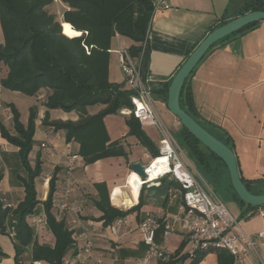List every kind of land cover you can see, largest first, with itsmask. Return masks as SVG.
Returning a JSON list of instances; mask_svg holds the SVG:
<instances>
[{"label": "crops", "instance_id": "obj_1", "mask_svg": "<svg viewBox=\"0 0 264 264\" xmlns=\"http://www.w3.org/2000/svg\"><path fill=\"white\" fill-rule=\"evenodd\" d=\"M167 1L170 7L156 11L151 20L150 70L151 79L155 82H167L174 77L190 53L225 12L228 10L229 16L235 15L243 5V0ZM67 8L68 6L61 0H54L48 10L63 21V13ZM3 40L0 23V43ZM135 44L133 39L120 34H116L111 41L109 80L121 85L123 89H127V86L120 64V52L128 50ZM188 84L195 109L202 121L222 130L231 138L241 176L248 181L264 180V21L253 29L229 37L214 46L197 64ZM2 93L3 87L0 89V95ZM37 100L39 101V97L34 104ZM1 102L7 104L3 99H0ZM152 103L157 116L175 139L174 135H178L182 128L180 120L171 113L164 100L152 98ZM101 108L102 106L98 105L93 111L87 110L88 113L95 114ZM41 109L44 114L48 111L51 120L68 118L66 114L58 112L61 110L47 109L44 104ZM125 114L127 113L109 114L104 117V124L110 141L119 140L128 156H110L88 165L84 164L81 156L76 155L78 144L66 142L62 132L43 125V117L39 123L42 137L35 141L33 150L42 155L43 174L36 179V182L41 179L40 200H45L49 191V179L56 174L57 191L54 196L53 212L59 219H66L69 227L74 231L76 241L75 248L65 257L67 263L133 264L147 252V246L141 240L138 229L139 222L149 214L162 219L165 212L177 210L179 198L170 200L169 196L164 203L165 195L151 190L147 192V203L139 212L129 213L125 217L126 222L119 226L117 233L112 232L111 225L104 226L103 222L97 219L101 212L94 204L98 196L95 184L106 183L110 195L121 191L118 196L121 207H124L121 209H130L138 203L143 183L142 178L135 173L131 165L135 162H150L153 159L137 137L128 134ZM77 118L78 114L75 113V116L69 119ZM0 122L5 124V120L0 119ZM6 126L8 127L7 124ZM142 127L159 148L163 137L160 129L151 125ZM175 141L178 144L176 139ZM42 144H45V147H42ZM0 145L7 147L3 150V158L0 161V174L3 176L0 182V196L6 195L12 203L17 204L25 195L18 177L24 175L18 148L12 147L1 134ZM180 149L183 158L200 177L201 174L189 159L187 150L184 147ZM73 155L77 157L72 159ZM70 163L73 165L72 176L68 174ZM46 164L49 165V171L44 172ZM205 181L217 197L224 203V200L229 203L230 208L228 206L227 208L237 218V228L254 244L251 253L245 257L244 264H264V241L260 236L264 231V215H262L264 206L250 210L231 192L216 189L209 180ZM152 186L157 184L149 187ZM111 203L115 205L112 201ZM151 203L159 207L157 211L145 210V207ZM41 217L45 219L43 210L39 216L29 217L28 221L33 225V219L40 221ZM45 224L42 226L37 224V239L40 243L53 245L55 238L47 225L48 231L52 233H50L52 240L51 242L46 240L49 236L44 230ZM163 232L164 228L161 226L157 232L158 242L171 251L175 252L181 243L186 241L182 251L185 255L182 262L190 263L192 260L186 258L189 252L186 232L179 225L175 226L173 233L167 238ZM88 242L91 243V250L86 252L85 247ZM0 250L4 253L0 255V264H22L25 257L29 258L30 263L32 262L30 251L24 253L19 263L16 262L12 238L11 243L0 238ZM5 255L13 258V262L5 263ZM159 261L154 259L149 264H159ZM199 264H219L217 254L208 253Z\"/></svg>", "mask_w": 264, "mask_h": 264}, {"label": "trees", "instance_id": "obj_2", "mask_svg": "<svg viewBox=\"0 0 264 264\" xmlns=\"http://www.w3.org/2000/svg\"><path fill=\"white\" fill-rule=\"evenodd\" d=\"M61 1L68 6L63 13V21L48 10L54 0H0V23L4 36V41L0 43V63L7 66V74L0 80V84L5 89L30 96L42 94L40 100L47 109L77 113L76 120H51L50 114L46 111L42 123L54 131L62 132L66 142L78 144L76 155L83 158L85 165L110 156L127 157L128 154L119 140L110 141L104 124L105 116L121 114L122 110H132L134 107L131 100L133 91L123 89L121 85L109 80L111 41L116 34H120L136 42L128 49L129 55L137 61L142 79L151 88L152 98L167 102L169 85L173 77L167 82H155L151 79V49L149 40H146L151 30L155 0ZM254 10L264 11V0H243L239 12L229 16L227 10L210 31L239 15ZM63 22L65 23L62 25ZM260 22H252L220 39L206 54L225 39L245 33ZM193 72L194 70L182 87L181 107L234 151L231 138L222 130L202 121L198 115L188 84ZM6 105L11 110L13 131L0 122V134L9 144L18 148L19 159L25 171V175L18 177L25 195L13 207H4L0 198V232L9 235L8 229H13L14 237L9 236L14 243L17 263L25 252L30 251L32 260L64 264L67 254L75 248L76 241L74 231L69 227L66 219H59L53 212L57 177L56 174L51 176L48 195L45 200H40L36 179L43 174L42 155L37 153L34 163L30 158L35 145L38 105L30 107L26 124L21 121L20 112L13 103ZM90 105H100L102 108L97 113L90 114L87 110ZM125 117L129 128L128 134L136 136L153 158L158 157L160 150L143 130L139 119L133 113L125 114ZM177 137L175 139L179 146L187 150L189 159L204 180H209L216 189L231 192L250 210L259 208L252 207L238 198L230 184L227 166L219 156L183 126ZM2 178L0 174V182ZM242 179L250 192L264 193V180L248 181L243 177ZM159 182V185L149 188L143 185L138 203L127 210L111 203L106 183H96L98 196L94 204L101 212L97 219L102 221L104 226H109L133 211L139 212L148 201L149 190L165 195L164 203L169 199L171 192L182 190L180 183L175 179L164 177ZM40 208L44 211L47 227L54 235L53 245L40 243L35 226L28 221V218L37 214ZM185 245L186 241L182 242L175 252L172 251V256L168 260H160L159 264H186L182 262L185 257L182 252ZM210 252L217 254L219 264L235 262L228 250L211 247L199 251L188 264H199ZM0 255H4L1 250Z\"/></svg>", "mask_w": 264, "mask_h": 264}, {"label": "built area", "instance_id": "obj_3", "mask_svg": "<svg viewBox=\"0 0 264 264\" xmlns=\"http://www.w3.org/2000/svg\"><path fill=\"white\" fill-rule=\"evenodd\" d=\"M169 7L167 0H155L154 13ZM149 37L150 33H148L146 40H149ZM120 64L125 76L127 89L133 91L131 100L134 105L132 110L124 109L121 113H133L142 126H156L163 135L160 140V155L151 161L154 162L159 158H166L168 169L158 174L153 181H148L147 178L144 179L140 176L143 180L142 186L146 185L149 187L150 183L159 185L161 178L168 177L177 180L182 188V190L171 192L169 195L170 200L181 198L176 211L165 212L162 219L156 215L149 214L139 222L138 229L141 240L147 246V252L143 257L136 259L133 264H149L154 259L168 260L172 256V251L159 244L157 232L163 226V235L167 238L173 233L177 225L188 235L189 252L186 258H189V260H193L199 251L218 247L228 250L233 255L234 264H244L245 257L253 249V242L244 232L237 228L238 220L232 215L223 200L213 193L206 181L195 174L190 164L183 158L181 149L174 137L157 116L152 103L151 88L142 79L138 63L129 55L128 50L120 52ZM0 108H2L1 103ZM41 146L45 147V144ZM3 150L0 147V161L3 158ZM76 157V155H73L72 159ZM150 162L145 165L146 172L152 164ZM68 174L69 176L73 175L72 163L68 166ZM69 192L68 190L67 193ZM0 198L4 207L15 206L6 195H1ZM110 200L121 208V205L116 204L113 194L110 195ZM262 215H264L263 212ZM124 222H126L125 217L117 219L110 226L112 232L117 233L119 226ZM7 232L11 237H14L13 229H8ZM260 236L264 241V231L260 233ZM90 250L91 243L88 242L85 251L89 252ZM31 264L49 263L42 260H32ZM64 264L72 263L65 262Z\"/></svg>", "mask_w": 264, "mask_h": 264}, {"label": "water", "instance_id": "obj_4", "mask_svg": "<svg viewBox=\"0 0 264 264\" xmlns=\"http://www.w3.org/2000/svg\"><path fill=\"white\" fill-rule=\"evenodd\" d=\"M259 21H264V11L254 10L239 15L234 19L213 28L190 53L186 61L174 75L169 85L167 100L168 109L180 120L182 126L186 128L204 146H206L224 161L228 169L230 184L235 194L243 202L251 205L252 207L264 206V193L254 194L248 190L240 175L235 152L226 142L215 136L181 107L180 94L185 81L195 69L200 60L204 57L209 48H211L220 39L242 29L252 22ZM131 167L142 178H147V172L145 171L144 163L135 162L131 165ZM149 192H151V190H149Z\"/></svg>", "mask_w": 264, "mask_h": 264}, {"label": "rangeland", "instance_id": "obj_5", "mask_svg": "<svg viewBox=\"0 0 264 264\" xmlns=\"http://www.w3.org/2000/svg\"><path fill=\"white\" fill-rule=\"evenodd\" d=\"M65 28L68 29V27L66 25H65ZM6 74H7V66L4 63H0V78L5 77ZM37 97H39V101L37 100L38 103L36 102V104H34ZM40 98H42V94L39 96H30V95H26V94L19 92V91H12V90L5 89V88H3V93L0 95V99H3L4 101H6V103H13L17 107V109L20 112V116H21L20 119L24 124H26L28 121L30 107L32 105H38V117L36 120V128H35V133H34V140L35 141L40 140L42 137L41 132H40L39 123L41 122V118L44 117V115H45L41 109L43 106V103L40 101ZM1 104H2V108H0V119L5 120V124H7L8 127L10 128V130L13 131L12 120H11V110H10V108H8L6 106V104H4L2 102H1ZM97 106L98 105H90V106H88V109L93 111V110H95L94 108H96ZM58 110H61V109H58ZM58 112H62V114H66L68 117L67 119L71 118L72 116H75V112H65L63 110L58 111ZM174 136L177 137V134H175ZM177 139H179V138L177 137ZM11 146L16 149V146H14V145H11ZM0 147L2 149L7 148L5 145L4 146L0 145ZM36 153H37V151L34 149V150H32V152L30 154V158H31L32 162H34V159L36 157ZM144 164L148 165L149 161L144 163ZM48 167H49V165L46 164L44 167V172L49 171ZM22 173L25 175V172L23 170H22ZM150 185H155V183H150L149 186ZM36 188H37V192H38V198L40 199L41 195H42L41 179L37 180ZM224 201H225L226 206H228V208H230L229 203L226 200H224ZM121 208H124V207L122 206ZM158 208L159 207L157 205H154L151 203L145 207V210L157 211ZM41 213H42V209L40 208L39 212L33 216H36V215L39 216ZM42 217H41L40 221L38 219H33V225L35 226V229L38 227L37 224L38 225L40 224V226H42L45 223V219H43L44 217L43 218ZM44 230L49 236L48 238H46V240H48V242H51V240H52L51 234L52 233L48 231L46 224H45ZM0 238H4V240L11 243V237L9 235H4L0 232ZM4 260H6L5 263L13 262V258H11L9 255H5ZM22 264H31L29 258L25 257L24 262Z\"/></svg>", "mask_w": 264, "mask_h": 264}, {"label": "bare ground", "instance_id": "obj_6", "mask_svg": "<svg viewBox=\"0 0 264 264\" xmlns=\"http://www.w3.org/2000/svg\"><path fill=\"white\" fill-rule=\"evenodd\" d=\"M80 34H81V32H80ZM167 169H168V165L166 163V158H159V159L155 160L154 162H152V164L149 166V168L147 170V172H148L147 173V179H148V181L155 180V178H156V176L158 174L164 172V170H167ZM135 173H137V172L135 171ZM112 194H113V197H114V200H115L116 204L121 205V202L118 199V196H119V194H121V191L117 192V194H114V192Z\"/></svg>", "mask_w": 264, "mask_h": 264}]
</instances>
